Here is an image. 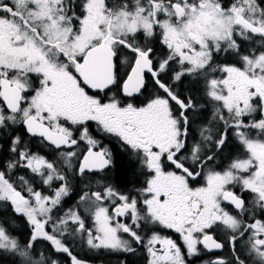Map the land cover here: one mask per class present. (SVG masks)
<instances>
[{
	"label": "snow or ice",
	"instance_id": "obj_1",
	"mask_svg": "<svg viewBox=\"0 0 264 264\" xmlns=\"http://www.w3.org/2000/svg\"><path fill=\"white\" fill-rule=\"evenodd\" d=\"M76 247L264 264V0H0V264Z\"/></svg>",
	"mask_w": 264,
	"mask_h": 264
},
{
	"label": "flooded vegetation",
	"instance_id": "obj_2",
	"mask_svg": "<svg viewBox=\"0 0 264 264\" xmlns=\"http://www.w3.org/2000/svg\"><path fill=\"white\" fill-rule=\"evenodd\" d=\"M95 126L93 125V130ZM95 134V132H94ZM102 140V143L113 149L114 154L119 152L118 146L113 147L115 141L111 137H104L102 134L98 136ZM123 163V161H122ZM20 231H24L23 226L18 225L17 227ZM76 253L79 254V257L85 259L88 264H118V260L121 258L120 254H109L106 252H93L86 248L76 247ZM130 260L134 264H143L142 254H138L136 257H131Z\"/></svg>",
	"mask_w": 264,
	"mask_h": 264
},
{
	"label": "trees",
	"instance_id": "obj_3",
	"mask_svg": "<svg viewBox=\"0 0 264 264\" xmlns=\"http://www.w3.org/2000/svg\"><path fill=\"white\" fill-rule=\"evenodd\" d=\"M121 171L123 172V170H121ZM122 179H126V177L122 175ZM72 203H73V201H71V200L68 201V204H69V205L72 204ZM18 225L21 226L22 224H17L16 227H18ZM22 226H23V225H22ZM18 230H19V229H18ZM21 232H23V231H21Z\"/></svg>",
	"mask_w": 264,
	"mask_h": 264
}]
</instances>
